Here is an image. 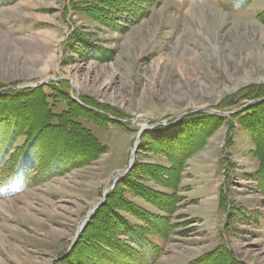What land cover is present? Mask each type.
Instances as JSON below:
<instances>
[{
  "label": "rangeland",
  "instance_id": "rangeland-1",
  "mask_svg": "<svg viewBox=\"0 0 264 264\" xmlns=\"http://www.w3.org/2000/svg\"><path fill=\"white\" fill-rule=\"evenodd\" d=\"M3 91L0 264H264V0H0Z\"/></svg>",
  "mask_w": 264,
  "mask_h": 264
},
{
  "label": "water",
  "instance_id": "water-1",
  "mask_svg": "<svg viewBox=\"0 0 264 264\" xmlns=\"http://www.w3.org/2000/svg\"><path fill=\"white\" fill-rule=\"evenodd\" d=\"M26 89L27 88H33L32 86H27V87H25ZM24 88V89H25ZM17 89H20V88H17ZM196 113H213L212 111H210V110H199V111H196V112H192V113H188V114H185V115H183L182 117H179L178 119H182V118H184V117H186V116H189V115H193V114H196ZM154 123H155V126H157V125H161V124H164V122H158V121H154ZM152 128V127H151ZM150 127H146L145 129H143L141 132H140V134H139V136H138V139H137V141H136V143H135V146H134V149H133V151H132V153H131V157H132V160L134 159V156H135V154H136V152H137V150H138V147H139V145H140V137H141V134H142V132L143 131H147V130H149V129H151ZM132 163V162H131ZM131 163H130V166L126 169V170H124V171H122V172H119L114 178H113V184H112V186L110 187V189H108V190H106L105 191V193H104V195H103V198H102V200H100V202L93 208V210H91L90 211V213L88 214V216H87V218L85 219V222H83V223H80V226H79V232H78V234L76 235V237H75V239L73 240V242H72V244H71V248L70 249H72L73 248V246L76 244V241H77V239L79 238V236H80V234L83 232V229L85 228V226H87L86 224H88V222H89V220L93 217V215H94V213L100 208V206L101 205H103L104 203H105V200H106V196L109 194V192L115 187V185L124 177V176H126L127 174H128V172L130 171V169H131ZM82 224H83V226H82Z\"/></svg>",
  "mask_w": 264,
  "mask_h": 264
},
{
  "label": "bare ground",
  "instance_id": "bare-ground-1",
  "mask_svg": "<svg viewBox=\"0 0 264 264\" xmlns=\"http://www.w3.org/2000/svg\"><path fill=\"white\" fill-rule=\"evenodd\" d=\"M201 24V23H200ZM75 83V85H76V87L78 88V89H83L84 91H86V90H89V91H92L94 94L95 93H97V92H94L93 91V88L92 87H90V86H86V87H82V83H80L79 81H76V82H74ZM28 100V99H27ZM29 101V100H28ZM10 105V104H9ZM28 106V105H27ZM28 116V115H27ZM184 120V119H183ZM161 130V129H160ZM159 130V131H160ZM157 132V131H156ZM36 134V133H35ZM45 145V144H44ZM50 150V149H49ZM140 150V149H139ZM50 156V155H49ZM48 159V158H47ZM135 159V158H134ZM135 169V168H134ZM108 200V199H107ZM2 209V208H1ZM96 217V216H95ZM91 223H92V221H91ZM88 228H86L85 229V231L87 230ZM0 240H2V237H1V235H0Z\"/></svg>",
  "mask_w": 264,
  "mask_h": 264
},
{
  "label": "trees",
  "instance_id": "trees-1",
  "mask_svg": "<svg viewBox=\"0 0 264 264\" xmlns=\"http://www.w3.org/2000/svg\"><path fill=\"white\" fill-rule=\"evenodd\" d=\"M50 87H51V86H50ZM52 87H53V86H52ZM5 93H8V92H7V91H4V92L0 93V96L3 95V94H5ZM262 105H263V104H262ZM124 180H126V179H124ZM124 180H123V181H124ZM110 193H111V192H110ZM111 194H112V193H111ZM111 194H110V195H111ZM110 195H109V197H110ZM96 215H97V214H96ZM150 252H152V250H150ZM149 258H150L149 262L153 260V257H152V254H151V253H149Z\"/></svg>",
  "mask_w": 264,
  "mask_h": 264
},
{
  "label": "clouds",
  "instance_id": "clouds-1",
  "mask_svg": "<svg viewBox=\"0 0 264 264\" xmlns=\"http://www.w3.org/2000/svg\"><path fill=\"white\" fill-rule=\"evenodd\" d=\"M21 191L23 190V188L20 189ZM8 195L7 189L4 188L2 191H0V196H5Z\"/></svg>",
  "mask_w": 264,
  "mask_h": 264
}]
</instances>
